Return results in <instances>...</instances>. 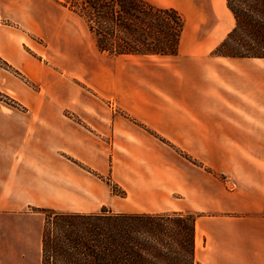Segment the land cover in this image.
Listing matches in <instances>:
<instances>
[{
    "label": "crops",
    "instance_id": "crops-1",
    "mask_svg": "<svg viewBox=\"0 0 264 264\" xmlns=\"http://www.w3.org/2000/svg\"><path fill=\"white\" fill-rule=\"evenodd\" d=\"M51 1L63 0L45 2L49 6ZM35 2L2 0L0 10L1 17L12 22L0 28V58L11 68H0V94L17 105L0 104V227L1 220L27 218L24 213L30 207L90 214L119 206L122 209L112 211L130 213L138 198L126 203L127 198L113 195L102 179L111 174L112 183L131 190L140 179L155 178L150 170L160 162L161 185L138 186L149 203L148 214H159L155 196L162 200L163 212L223 213L196 221V261L264 264V59L215 56L216 45L181 53L180 45L178 58H188L194 71H180L175 96L164 92L175 105L162 108L156 130L162 129L170 146L194 152L196 158L202 148L242 149L236 161L240 174L229 177L238 181V188L228 191L203 169L180 157L171 159L167 148L159 157L151 136L117 119L107 120L104 109L76 107L70 77L54 74L26 48L27 33L40 32ZM150 112L145 109L139 115L137 110L136 116L153 126ZM248 132L259 142L256 146H262L261 159L250 150L254 145ZM257 162L260 173L254 171ZM255 196L260 200L254 202ZM237 213L239 217H231ZM34 222L28 217L26 227Z\"/></svg>",
    "mask_w": 264,
    "mask_h": 264
},
{
    "label": "rangeland",
    "instance_id": "rangeland-1",
    "mask_svg": "<svg viewBox=\"0 0 264 264\" xmlns=\"http://www.w3.org/2000/svg\"><path fill=\"white\" fill-rule=\"evenodd\" d=\"M45 1L36 0L34 4V12H38L37 15L39 16L35 21V27L40 32L36 35L27 33L26 38L29 43L26 48L36 59L48 65L54 74L70 77L75 86L76 107L104 109L108 113L107 120L114 121L117 119L122 125L134 127L151 136L156 147L154 151L159 157L162 158L164 154L163 148H167L169 149L167 155L171 159L180 157L184 161L203 169L204 173L213 175L218 180V183H214L219 184L220 188L225 186L228 191L237 190L238 181L229 179V177L238 172L239 165L236 161H239L238 156L240 155L237 152L241 153L242 149L232 147L202 148L197 149L200 152L196 158L194 152L190 154L185 150L173 147L172 144L170 146V142L162 136V129L156 130V127L161 126L162 123V108L169 110L172 105H175L173 101L171 104L164 92L175 96L180 91L178 85L180 71L183 69L184 74H190L192 70L194 71V68L191 69L189 66L188 58H182L180 61L178 56L142 58L116 57L107 53H100L86 20L74 10L79 5L77 8L82 12L83 0H73L69 3V0L57 1V3L51 1L48 3L49 6ZM148 1L157 7L174 8L182 15L185 27L180 42L181 53L194 51L195 48L198 49L197 51H201L204 45H216L212 50L214 53L235 26V20L227 8V0ZM1 4L2 0H0V10ZM72 4L76 6L74 9H72ZM23 25L30 28L29 22H25ZM8 26H12V22L2 18L0 12V28H7ZM0 68L11 70L1 58ZM22 79L24 78L22 77ZM0 104L17 107L4 94H0ZM145 109L151 110L150 113H153L154 116L150 119L155 128L136 116L137 110H139L140 115L145 112ZM74 118L76 121H80L78 116H74ZM247 135L252 138L254 145L250 150L255 151L256 158L261 159L263 156L262 146H256L259 142L255 141L256 138L252 133L248 132ZM110 142L111 139L107 136V143ZM206 161L212 164L206 165ZM255 165L254 171L260 173L261 163L257 162ZM153 166L154 168L150 172H154L156 177L147 182L140 179L136 188L132 185L131 190L125 186L112 183L111 174L105 178L102 177L112 194L123 199L127 198L126 203H130L133 197L138 198L135 200L137 203L131 208L129 207L131 212L126 214H148L147 211L150 208L147 204L149 203L138 192V190L143 189L142 187L138 188V186L146 185L148 189L150 185H161L162 165L160 162H155ZM155 198L157 202H160L159 210L156 212L159 214L174 213L163 212L162 200L156 196ZM253 199H255L254 202L260 200L258 196L253 197ZM115 208L122 209L119 206ZM115 208L104 206L97 212L100 213L103 209L113 212L112 210ZM45 210L68 213L48 208L30 207L24 213L29 215L28 217H33V221H35L34 225L29 226L30 229L26 227L28 217L17 216V219L9 220V222L6 221L7 219L1 220L0 264H40L41 232L48 218ZM189 214L196 217V221L202 217H212L214 214L223 215V213L213 212H191ZM232 216L239 217L240 214L237 213Z\"/></svg>",
    "mask_w": 264,
    "mask_h": 264
},
{
    "label": "trees",
    "instance_id": "trees-1",
    "mask_svg": "<svg viewBox=\"0 0 264 264\" xmlns=\"http://www.w3.org/2000/svg\"><path fill=\"white\" fill-rule=\"evenodd\" d=\"M83 1L82 12L74 3L72 9L86 20L100 53L178 56L185 22L176 9L148 0ZM227 8L235 26L213 54L264 59V0H227ZM45 212L40 264H198L192 214Z\"/></svg>",
    "mask_w": 264,
    "mask_h": 264
}]
</instances>
